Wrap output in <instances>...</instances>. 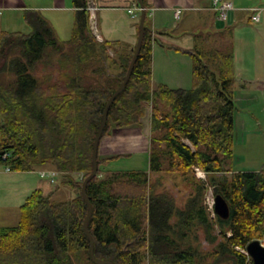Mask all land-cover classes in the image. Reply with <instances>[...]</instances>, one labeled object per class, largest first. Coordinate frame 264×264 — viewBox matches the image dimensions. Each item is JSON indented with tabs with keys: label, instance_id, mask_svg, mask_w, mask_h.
I'll use <instances>...</instances> for the list:
<instances>
[{
	"label": "trees",
	"instance_id": "1",
	"mask_svg": "<svg viewBox=\"0 0 264 264\" xmlns=\"http://www.w3.org/2000/svg\"><path fill=\"white\" fill-rule=\"evenodd\" d=\"M73 4L78 15L68 40H59L34 11L25 14L30 33L0 31V162L14 172L51 166L78 190L68 202L33 191L21 206L19 224L0 229V264H94L82 185L93 171L107 103L137 45L132 51L122 42H100L91 29L89 0ZM145 26L133 74L110 107L101 142L113 128L141 123L151 102L150 169L100 178L101 165L110 159L100 158L99 147L98 174L87 185L96 257L119 264H253L243 251L252 241H264V170L234 172L235 57L215 51L212 67L194 52L192 88L155 86L148 10ZM5 152L11 153L6 161ZM196 169L228 203L227 219L211 217L204 204L208 186ZM167 179L189 187L184 208L168 192H158ZM195 227L204 229L211 246L206 252L187 243Z\"/></svg>",
	"mask_w": 264,
	"mask_h": 264
},
{
	"label": "crops",
	"instance_id": "2",
	"mask_svg": "<svg viewBox=\"0 0 264 264\" xmlns=\"http://www.w3.org/2000/svg\"><path fill=\"white\" fill-rule=\"evenodd\" d=\"M229 1L233 2L237 9L229 22L219 19L218 13L212 8V0L144 1L152 14L151 23L155 33L153 83L155 86L164 84L173 89L192 88L193 53L202 52L198 50L195 30L201 27L213 31L215 37L229 47L228 53L235 57L237 78L235 126H238V130H243L245 135L253 132L252 134L264 136V11L262 21L255 22L253 18L256 11L250 10L255 8L264 10V0ZM90 2L91 0L88 10L91 17L96 18L100 42H122L132 47V51L135 50L141 18L138 0H93V7ZM0 8L3 10L2 18H5V13L14 15L15 23L10 24V28L17 25V18L20 23L25 21L26 13L34 11L42 15L44 11L63 14L67 17L64 24L70 26L71 31L78 15L73 0H0ZM178 9L181 11L179 18ZM184 18L188 20L187 23H183ZM45 19L54 28L52 20L48 17ZM215 51L225 52L220 49ZM244 118L253 120L254 125L260 129L250 130L249 126L252 124L250 125ZM236 157L237 155L234 162L237 160ZM42 169L53 168L47 166ZM261 170H264V164L259 168L244 166L241 171ZM46 182L52 184L49 180Z\"/></svg>",
	"mask_w": 264,
	"mask_h": 264
},
{
	"label": "rangeland",
	"instance_id": "3",
	"mask_svg": "<svg viewBox=\"0 0 264 264\" xmlns=\"http://www.w3.org/2000/svg\"><path fill=\"white\" fill-rule=\"evenodd\" d=\"M1 9V8H0ZM44 18H49L54 24L56 37L59 40L65 41L70 38L72 30L70 26L64 24L65 19L63 14L59 12H44L42 11ZM5 18H0V28L7 32H22L28 34L31 32V27L23 20L20 21L17 18V25L14 28H10V24L15 23L14 15L4 14ZM152 17L150 16V21ZM187 19H183V23H187ZM152 24V23H151ZM0 29V31H1ZM94 34L96 31L92 28ZM197 38L198 50H202L204 56L210 66H214L213 52L215 49H220L225 52L230 51L226 44L220 42L213 31L210 32L207 29L197 28L195 30ZM108 73L116 76L117 70L115 68H108ZM170 110L169 107L166 108ZM152 107H147V116L144 117L141 123L122 127L113 128L108 132L100 145V158L110 159L105 161L102 165V173L100 178H105L114 173L127 174L134 171H146L150 169V155L153 144L154 134L151 127ZM251 129L255 130L257 127L254 125L253 120L246 119ZM238 124V121H237ZM238 141L236 142L235 155L236 161L233 166L239 172L244 166H253L256 168L261 167L264 164V136L257 134L247 133L243 130H238ZM260 129V128H257ZM256 129V131H257ZM249 130V129H248ZM241 131V132H240ZM247 132V129H246ZM243 134V135H242ZM7 165L0 162V229L4 227H15L19 224L21 218V206L27 201L29 196L36 189H43L47 194L53 195V201L55 202H68L71 201L77 194L78 190L65 184L67 180L63 177L59 178L58 185H52L42 179L38 171L21 172L7 171ZM197 172V171H196ZM197 176L201 178V174L197 173ZM216 176V175H215ZM203 182L208 186V190L204 195V204L211 212V217L215 218V198L214 188L209 185L208 176L204 175ZM217 177V176H216ZM156 176H153V181ZM176 180H165L162 186H158V192H168L175 201L176 207L184 208L189 196L190 189L184 184L176 186L174 184ZM219 232V231H218ZM195 233V234H194ZM197 235V239L195 236ZM187 243L193 247H197L202 252H206L211 249V246L204 239V229L202 227H195L190 234V238L187 239ZM240 250V249H239ZM243 251V250H241ZM246 253V251H243Z\"/></svg>",
	"mask_w": 264,
	"mask_h": 264
},
{
	"label": "water",
	"instance_id": "4",
	"mask_svg": "<svg viewBox=\"0 0 264 264\" xmlns=\"http://www.w3.org/2000/svg\"><path fill=\"white\" fill-rule=\"evenodd\" d=\"M138 3L141 7V18H140V23H139V38H138L137 48L135 50L134 57H133L131 65L129 67L127 75L124 77V80L121 83L120 87L117 89V91L114 93V95L111 97V99L107 103L105 113H104V117H103V121H102L101 125L99 126L98 133H97L95 143H94L93 171L86 178V180L84 181V183L82 185V194H83V197L86 200V202L88 204V208H89V212H88L87 219L85 221L84 229H85L86 235L90 239V257H91L92 261L94 262V264H119V263H117L113 260H110V259H99L96 257L95 240L89 231V223H90V220H91V217L93 214V207H92V204L88 198L87 185L98 174V170H99L98 153H99L100 141L102 139L104 130L106 129L107 124H108V116H109L110 107H111L112 103L115 101V99L118 97V95L123 93V91L127 87L128 83L131 79V76L133 74V70H134L136 62L138 60L140 51H141L144 33L146 30L145 21H146L147 13H146V6H145L144 0H138ZM90 5L92 7L94 6L93 0H91ZM91 28H93L94 31H96L95 35H97L98 31H97V27H96V18L95 17H92V19H91ZM214 208H215V213L217 215H219L221 218L227 219L229 217V214H230L229 206H228V203L225 201V199L222 196H220V195L216 196ZM246 251H247V254L249 255V257L253 260V264H264V245L261 243L260 240H255V241L250 242L246 248Z\"/></svg>",
	"mask_w": 264,
	"mask_h": 264
},
{
	"label": "built area",
	"instance_id": "5",
	"mask_svg": "<svg viewBox=\"0 0 264 264\" xmlns=\"http://www.w3.org/2000/svg\"><path fill=\"white\" fill-rule=\"evenodd\" d=\"M212 8L218 13L219 19L223 22L231 21L234 13L237 10L236 7L234 6L233 2L228 1V0H212ZM250 10L256 11V14L253 18L254 21L255 22H261L264 10L261 8H255V9H250ZM1 15H2V10L0 9V17H1ZM180 15H181V11L178 9L177 10V17L179 18ZM2 157L6 161L10 157V153L5 152ZM7 171H11V169L7 168ZM199 174H201V173L199 172ZM39 175L42 178H47L54 183L56 181L58 173L56 171H41L39 173ZM263 244H264V242H263Z\"/></svg>",
	"mask_w": 264,
	"mask_h": 264
}]
</instances>
